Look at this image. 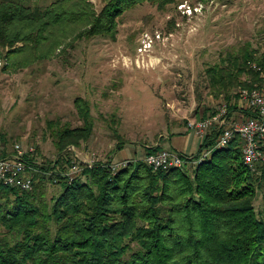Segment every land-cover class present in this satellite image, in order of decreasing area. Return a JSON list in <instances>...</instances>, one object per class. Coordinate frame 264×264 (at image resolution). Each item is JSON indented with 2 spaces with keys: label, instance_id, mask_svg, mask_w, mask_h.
<instances>
[{
  "label": "trees",
  "instance_id": "trees-1",
  "mask_svg": "<svg viewBox=\"0 0 264 264\" xmlns=\"http://www.w3.org/2000/svg\"><path fill=\"white\" fill-rule=\"evenodd\" d=\"M145 1L164 7L179 0H107L98 13L88 0L45 6L0 0V45L38 46L81 22L87 37L114 34L117 18ZM234 59L232 68L218 65L211 73L214 87L227 96L234 85L264 81V54L246 47ZM244 74L250 79L244 81ZM75 102L85 125L60 129V149L63 141L78 142L93 130L89 104ZM216 138L208 135L196 157ZM56 166L44 165L32 190L0 182V264H264V218L255 207L254 178L257 170L264 176V161L252 169L239 138L200 162L169 169L138 159L114 172L110 163L97 162L70 181ZM49 180L63 188L52 206L45 199Z\"/></svg>",
  "mask_w": 264,
  "mask_h": 264
},
{
  "label": "rangeland",
  "instance_id": "rangeland-1",
  "mask_svg": "<svg viewBox=\"0 0 264 264\" xmlns=\"http://www.w3.org/2000/svg\"><path fill=\"white\" fill-rule=\"evenodd\" d=\"M17 1L30 6L51 2ZM88 1L97 13L107 2ZM85 27L74 23L38 46L0 45V131L10 146L34 143L35 160L57 165L59 171L80 160H144L151 147L169 148L173 137L189 132L195 137L193 152L169 149L194 156L192 163H197L199 136L191 122L215 114L222 103L228 104L229 118L247 105L237 93L242 85L226 89L229 96L214 87L212 69L232 68L235 55L246 47L264 54V0H179L164 7L145 1L117 18L114 34L87 37L81 33ZM77 98L89 104L93 130L78 142L63 141L60 149V129L85 125ZM213 128L199 137L200 144L221 133ZM254 178L255 207L264 218V176L257 170ZM46 188L52 206L62 184L49 180Z\"/></svg>",
  "mask_w": 264,
  "mask_h": 264
},
{
  "label": "built area",
  "instance_id": "built-area-1",
  "mask_svg": "<svg viewBox=\"0 0 264 264\" xmlns=\"http://www.w3.org/2000/svg\"><path fill=\"white\" fill-rule=\"evenodd\" d=\"M250 66L256 70H262L261 65L255 62L250 61ZM262 75L264 76V73ZM250 82V86H241L237 93L241 100L240 103H244V100L247 101L244 108L248 109L249 112L251 111V115L248 114V117L244 118L239 113V111H243L242 106L237 109L239 116L229 118L228 104L222 103L215 114L191 122L192 128L196 130L200 138L205 137L208 130L213 127L222 129L217 136L214 147L209 150L203 149L200 158L195 160L196 162L210 156L214 149L228 146L237 138L241 141L243 159L252 169L264 161V81L259 82L250 79ZM35 152L34 143L26 145L17 141L10 146L0 131V182L23 190H32L37 174L46 172L44 165L33 160V158L35 159ZM193 157L168 148H161L156 152L148 153L144 161L155 170H159L181 167L185 162L191 161ZM131 161L133 160L125 161L122 164L110 163V165L113 171L117 172ZM95 163H97L95 160L85 163L81 160L76 161L69 168H64L59 173L63 178L72 181L81 174L85 167H92Z\"/></svg>",
  "mask_w": 264,
  "mask_h": 264
},
{
  "label": "crops",
  "instance_id": "crops-1",
  "mask_svg": "<svg viewBox=\"0 0 264 264\" xmlns=\"http://www.w3.org/2000/svg\"><path fill=\"white\" fill-rule=\"evenodd\" d=\"M243 107H245V106H243ZM247 112H248V109H245V108H244L243 111H239V113L242 116H248L249 113H247ZM238 114H237V116H238ZM193 138H195V137L192 135L191 132L187 133L186 135H181V136H178V137H173L171 139V141H169L167 143V147H169L171 149L173 148L174 150H177V151H180V152H186V153L193 152V151L190 150V146H191V143L193 141L192 140ZM197 139H198V145L200 146L201 139L199 137H197ZM198 149H199V147H198Z\"/></svg>",
  "mask_w": 264,
  "mask_h": 264
}]
</instances>
